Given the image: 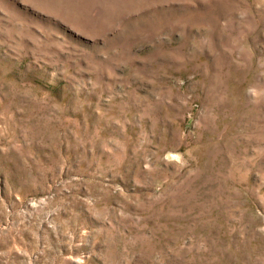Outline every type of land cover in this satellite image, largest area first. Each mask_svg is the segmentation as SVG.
<instances>
[{
	"label": "rangeland",
	"instance_id": "1",
	"mask_svg": "<svg viewBox=\"0 0 264 264\" xmlns=\"http://www.w3.org/2000/svg\"><path fill=\"white\" fill-rule=\"evenodd\" d=\"M0 264H264V0H0Z\"/></svg>",
	"mask_w": 264,
	"mask_h": 264
}]
</instances>
